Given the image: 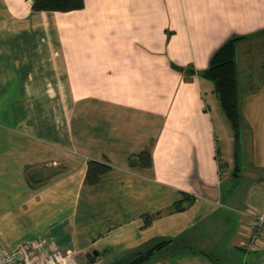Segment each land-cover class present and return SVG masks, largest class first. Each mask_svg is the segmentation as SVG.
I'll return each mask as SVG.
<instances>
[{
    "label": "crops",
    "instance_id": "obj_1",
    "mask_svg": "<svg viewBox=\"0 0 264 264\" xmlns=\"http://www.w3.org/2000/svg\"><path fill=\"white\" fill-rule=\"evenodd\" d=\"M236 37L239 143L204 78ZM262 52L264 0H85L68 13L0 0L6 247L40 242L78 264H264V225L246 216L264 213V65L250 63ZM90 162L109 167L94 185Z\"/></svg>",
    "mask_w": 264,
    "mask_h": 264
},
{
    "label": "trees",
    "instance_id": "obj_2",
    "mask_svg": "<svg viewBox=\"0 0 264 264\" xmlns=\"http://www.w3.org/2000/svg\"><path fill=\"white\" fill-rule=\"evenodd\" d=\"M36 12L68 13L84 9L85 0H31ZM244 37H236L225 42L212 56L204 78L214 83L215 92L222 108L232 124L236 142L240 140V109L238 98L237 47ZM182 70V69H181ZM146 155V154H145ZM149 156V155H147ZM109 170L107 164L90 162L86 177L87 184H97L101 175ZM183 210V209H181ZM163 213L155 214V217ZM150 219V217H149ZM163 245L157 246V248ZM151 253L135 260L133 264L144 262Z\"/></svg>",
    "mask_w": 264,
    "mask_h": 264
},
{
    "label": "built area",
    "instance_id": "obj_3",
    "mask_svg": "<svg viewBox=\"0 0 264 264\" xmlns=\"http://www.w3.org/2000/svg\"><path fill=\"white\" fill-rule=\"evenodd\" d=\"M246 216L256 223L254 230L257 231L264 225V213L248 212ZM253 243L252 240L251 247L254 245ZM0 264H78V261L76 252L59 248H46L40 242L22 243L14 249H9L0 235Z\"/></svg>",
    "mask_w": 264,
    "mask_h": 264
},
{
    "label": "rangeland",
    "instance_id": "obj_4",
    "mask_svg": "<svg viewBox=\"0 0 264 264\" xmlns=\"http://www.w3.org/2000/svg\"><path fill=\"white\" fill-rule=\"evenodd\" d=\"M31 1V0H30ZM44 12V11H43ZM262 56V57H261ZM261 56L259 58H254L252 57L250 63L253 64L254 67H258V68H261L263 65H264V52H262ZM262 71H264V68H261ZM245 74H249V71L246 70L245 73L243 72L242 70V79H241V83H242V87L244 85L245 88H242V89H248L249 86L251 85L252 82H255L252 78L251 79H248V77L245 75ZM245 80V82L243 81ZM122 122H123V125H125V129H129V124L127 123V121L125 120L124 116H122ZM131 128V127H130ZM67 251H72V250H67Z\"/></svg>",
    "mask_w": 264,
    "mask_h": 264
},
{
    "label": "water",
    "instance_id": "obj_5",
    "mask_svg": "<svg viewBox=\"0 0 264 264\" xmlns=\"http://www.w3.org/2000/svg\"><path fill=\"white\" fill-rule=\"evenodd\" d=\"M97 255H98V252L94 251L93 254L88 255V259L93 263L94 262L93 256H97Z\"/></svg>",
    "mask_w": 264,
    "mask_h": 264
}]
</instances>
